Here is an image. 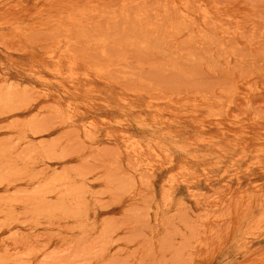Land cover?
Wrapping results in <instances>:
<instances>
[{"label":"rangeland","instance_id":"1","mask_svg":"<svg viewBox=\"0 0 264 264\" xmlns=\"http://www.w3.org/2000/svg\"><path fill=\"white\" fill-rule=\"evenodd\" d=\"M0 264H264V0H0Z\"/></svg>","mask_w":264,"mask_h":264}]
</instances>
